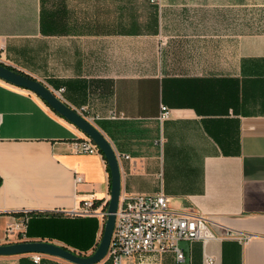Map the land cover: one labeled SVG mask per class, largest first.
Listing matches in <instances>:
<instances>
[{"label":"crops","instance_id":"0c3cea01","mask_svg":"<svg viewBox=\"0 0 264 264\" xmlns=\"http://www.w3.org/2000/svg\"><path fill=\"white\" fill-rule=\"evenodd\" d=\"M0 62L84 109L119 157L121 195L162 192L171 209L206 218L212 237L183 241L178 264H264V0H0ZM81 136L0 80V243L94 251L105 221L65 213L83 200L107 209L111 179L101 153L72 150ZM0 264L34 263L30 253Z\"/></svg>","mask_w":264,"mask_h":264},{"label":"built area","instance_id":"2783aa9c","mask_svg":"<svg viewBox=\"0 0 264 264\" xmlns=\"http://www.w3.org/2000/svg\"><path fill=\"white\" fill-rule=\"evenodd\" d=\"M63 90L60 88L54 92L60 97ZM83 110L77 111L83 115ZM169 116L168 107L160 105L158 118L164 120ZM111 117L115 118L114 113ZM86 118L93 122L90 117ZM70 145L76 153H100L96 144L84 134L72 140ZM123 157L128 158V155H123ZM76 181H81V177L76 176ZM106 214L107 209L102 208V205L95 206L91 200H83L78 206L65 213L71 217L96 216L102 221H105ZM25 221L26 217L22 221L8 224L5 230L6 237L16 231L20 232V227ZM212 235L206 218L202 214L171 209L162 192L121 195L105 258H108L112 264H122L123 258L128 256L171 252L174 254L176 264H178L185 259V251L180 242H206ZM42 258L43 254L41 253H31V260L34 264H40ZM203 262L204 264H211L213 258L204 255Z\"/></svg>","mask_w":264,"mask_h":264},{"label":"water","instance_id":"95a60500","mask_svg":"<svg viewBox=\"0 0 264 264\" xmlns=\"http://www.w3.org/2000/svg\"><path fill=\"white\" fill-rule=\"evenodd\" d=\"M0 80L27 90L38 96L56 114L74 125L84 135L90 138L98 147L106 160L110 173V195L107 201V214L102 234L94 251L87 256L78 255L65 247L42 240H27L10 243H0V256H11L30 253H41L63 259L72 264H97L107 254L113 233L115 212L121 196V177L118 155L105 135L76 109L65 103L48 86L28 75L22 74L0 62Z\"/></svg>","mask_w":264,"mask_h":264},{"label":"rangeland","instance_id":"374dc122","mask_svg":"<svg viewBox=\"0 0 264 264\" xmlns=\"http://www.w3.org/2000/svg\"><path fill=\"white\" fill-rule=\"evenodd\" d=\"M181 247L184 245V242H180Z\"/></svg>","mask_w":264,"mask_h":264},{"label":"trees","instance_id":"16d2710c","mask_svg":"<svg viewBox=\"0 0 264 264\" xmlns=\"http://www.w3.org/2000/svg\"><path fill=\"white\" fill-rule=\"evenodd\" d=\"M58 115V114H57ZM61 117V116H60ZM105 159V158H104ZM109 170V169H108Z\"/></svg>","mask_w":264,"mask_h":264}]
</instances>
